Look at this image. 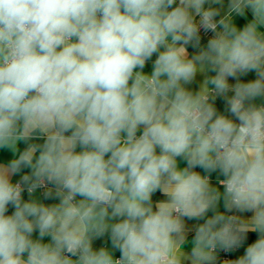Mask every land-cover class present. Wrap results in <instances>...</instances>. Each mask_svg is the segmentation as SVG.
Returning a JSON list of instances; mask_svg holds the SVG:
<instances>
[{
    "label": "clouds",
    "instance_id": "obj_1",
    "mask_svg": "<svg viewBox=\"0 0 264 264\" xmlns=\"http://www.w3.org/2000/svg\"><path fill=\"white\" fill-rule=\"evenodd\" d=\"M0 264H264V0H0Z\"/></svg>",
    "mask_w": 264,
    "mask_h": 264
},
{
    "label": "crops",
    "instance_id": "obj_2",
    "mask_svg": "<svg viewBox=\"0 0 264 264\" xmlns=\"http://www.w3.org/2000/svg\"><path fill=\"white\" fill-rule=\"evenodd\" d=\"M247 78H253V76L252 75H250L249 77H247ZM255 238V235L253 234L252 235V237H251V239H254Z\"/></svg>",
    "mask_w": 264,
    "mask_h": 264
}]
</instances>
